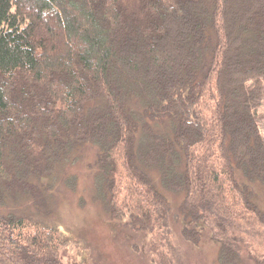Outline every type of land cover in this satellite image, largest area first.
Listing matches in <instances>:
<instances>
[{
    "label": "trees",
    "instance_id": "16d2710c",
    "mask_svg": "<svg viewBox=\"0 0 264 264\" xmlns=\"http://www.w3.org/2000/svg\"><path fill=\"white\" fill-rule=\"evenodd\" d=\"M263 104L264 0H0V202L10 185L36 197L30 180L88 144L111 218L169 226L156 171L183 194L184 239L240 264L264 238ZM15 214L0 264H66L58 227ZM172 245L160 264H178Z\"/></svg>",
    "mask_w": 264,
    "mask_h": 264
},
{
    "label": "rangeland",
    "instance_id": "374dc122",
    "mask_svg": "<svg viewBox=\"0 0 264 264\" xmlns=\"http://www.w3.org/2000/svg\"><path fill=\"white\" fill-rule=\"evenodd\" d=\"M149 123L154 128L164 125L160 120ZM258 123L264 135V104L260 107ZM97 152L96 147L83 145L60 162L51 175L32 178L31 186L38 189H32L36 197L29 190L10 185L2 196L0 215L14 212L47 226L58 227L71 242L64 251L66 264H160L161 254L159 258L158 252L167 249L170 254L169 251L174 250L170 244L181 247L180 252L175 253L178 264H221L220 245L209 234H203L198 243L184 239L182 230L185 223L179 212L183 194L173 193L164 187L156 171H152L151 176L171 202L169 226L165 229L157 226L153 232L136 231L125 220L111 218L104 207L105 178L96 167ZM238 174L240 178L239 170ZM249 185L256 194L257 204L264 211V185L257 182ZM36 199L40 200L39 203ZM166 232L172 234V243L165 244L162 240L161 235ZM258 243L252 258L258 259L257 264H264V238ZM252 258L244 257L240 264H255Z\"/></svg>",
    "mask_w": 264,
    "mask_h": 264
}]
</instances>
